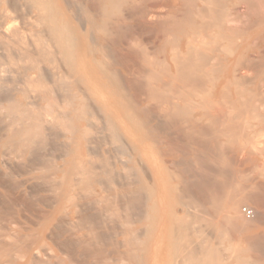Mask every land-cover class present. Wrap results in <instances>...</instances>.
<instances>
[{
  "label": "bare ground",
  "instance_id": "obj_1",
  "mask_svg": "<svg viewBox=\"0 0 264 264\" xmlns=\"http://www.w3.org/2000/svg\"><path fill=\"white\" fill-rule=\"evenodd\" d=\"M238 65L264 79V0H0V264H252Z\"/></svg>",
  "mask_w": 264,
  "mask_h": 264
},
{
  "label": "rangeland",
  "instance_id": "obj_2",
  "mask_svg": "<svg viewBox=\"0 0 264 264\" xmlns=\"http://www.w3.org/2000/svg\"><path fill=\"white\" fill-rule=\"evenodd\" d=\"M242 66V67H241ZM244 68V69H243ZM236 69L238 70L239 69V72H246L245 74H246V76H244V78H243V81H244V83H243V86L244 87H246V90H248L249 88V91L250 92H253V94L254 93H256L257 95H259L260 94V96H264V79H262V78H254L255 77V75L256 74H254L255 73V71L253 72L252 70L250 71V70H246V68L243 66V65H238V66H236ZM249 74L251 75V76H249ZM252 76H254V77H252ZM247 77H248V79H247ZM251 77V78H250ZM247 79V82L245 81V80ZM249 79H252V80H250L249 81ZM254 79V80H253ZM252 81H254V82H252ZM250 82V83H249ZM246 83H249V85L248 84H246ZM251 83H253V84H251ZM257 85V86H256ZM258 86H259V88H258ZM253 87V88H252ZM257 89V90H256ZM255 90L257 91V92H255ZM259 90V91H258ZM259 93V94H258ZM242 117V116H241ZM240 117V118H241ZM250 119H251V117H249ZM233 119H235V118H233ZM232 119V120H233ZM239 119V117L236 119V121H233V122H236L237 124H238V127H239V121L237 122V120ZM242 119H244V120H247L248 118L246 117H242ZM242 119H241V121H242ZM248 120V122H246V121H244V122H246V125L248 126V128H247V126L245 125H243L242 126V123H240V127L242 128V129H240V127L238 128L236 125H235V127H237V128H235L234 127V125H228V126H225V124H224V126H223V123H221V121L219 122V123H217L216 124V129L220 132H222L223 133V136H217L218 138V141H219V143H230V142H228V140H227V136L228 135H234V134H229V133H232V132H234V131H232V129H231V132L230 131H227L228 130V128L230 127V128H235V130H242V133H241V136L239 137V139L240 140H238L237 139V143H242L240 146L241 147H238V146H236L237 148H235V149H231L228 153H227V156H228V159H230V162H228V164L227 163H223L225 166H226V168H225V166H223V164H221V163H219V164H217L216 162H214V164H213V166L215 165V168H216V166H220V167H217V169H219V170H221L222 171V169H224L223 170V172H224V176H225V174H226V172L229 170H231L229 173H228V175L226 174V176L228 177V178H226V176H225V178L224 177H220V178H224V179H226V180H224L226 183H228L229 181V184L230 183H235V180H236V185H237V192L239 193V192H241V193H239V194H241L240 195V199H241V202H240V206H239V211H241L240 209H241V207L242 206H248V207H250L251 209H253V211H254V217H253V219H251V220H249L248 221V219H246L243 215H242V213L240 212V215H241V217L243 218V219H245V220H247V222H251L252 224H253V226H252V232H253V234L254 235H256L257 237H260V240L261 241H264V238H263V236H264V204H262V202L264 203V199H262L263 197L261 196V194H262V178H261V174H262V172L264 171V159L261 157V152L263 151V148H264V126H261V125H259L258 123H257V121L256 120H253V118H252V120ZM232 120H230V122L232 121ZM240 120V119H239ZM242 121V122H243ZM233 122H231V123H233ZM243 122V124H245ZM249 125H248V124ZM235 124V123H234ZM252 124H253V126H252ZM250 125H251V127H250ZM255 125V126H254ZM220 126H222V127H220ZM218 127H220V129L221 130H219V128ZM224 127V128H223ZM228 127V128H227ZM246 127V128H245ZM250 127V128H249ZM213 128V127H212ZM215 128V127H214ZM211 129V128H210ZM224 129V130H223ZM226 130V131H225ZM244 130V131H243ZM261 131V132H260ZM224 132H226V133H228V134H226V133H224ZM244 132V133H243ZM246 132V133H245ZM260 132V133H259ZM236 133H237V131H236ZM251 133L253 134V135H251ZM227 136H226V135ZM237 134H239V131H238V133ZM237 134H235V136L237 137ZM245 134V135H244ZM256 134H258L257 136H256ZM224 135L226 136V137H224ZM201 136V135H200ZM199 136V137H200ZM251 136H253V138L251 137ZM198 136H196V138H197ZM198 137V138H199ZM202 138H203V136H201ZM200 137V138H201ZM237 137V138H238ZM244 137V138H243ZM197 139L198 141L199 140H201V139ZM204 140L206 139V138H203ZM203 139H202V141H203ZM249 139V140H248ZM252 139H254V140H252ZM196 139H195V141H194V143L195 144H189L190 146H187V147H192L191 149L193 150V152L195 153V151L198 153L199 152V150L202 148V143H199L201 146H199V144H198V141H197ZM243 140V141H242ZM247 140V141H246ZM196 141H197V144H196ZM227 141V142H226ZM248 141H250V142H248ZM117 142H119V144H120V141H117ZM201 142V141H200ZM203 142H205V141H203ZM247 144H246V143ZM262 143V144H261ZM118 144V143H117ZM118 144V145H119ZM187 144V143H186ZM254 144V145H253ZM203 145L205 146V144L203 143ZM244 145V146H243ZM246 145V146H245ZM195 147L197 148L196 150H195ZM255 147V148H254ZM198 148H200V149H198ZM248 148H251V149H248ZM228 149H230L229 147H228ZM227 149V150H228ZM258 149V150H257ZM262 149V151L260 152L259 150H261ZM56 151L58 150V149H55ZM195 150V151H194ZM250 150V151H249ZM251 150H255L254 152L252 151L251 152ZM55 151V152H56ZM232 152V153H231ZM248 152V153H247ZM234 153V154H233ZM250 153V154H249ZM234 155V156H233ZM235 156H236V160H238L239 158H240V160H241V162H238V161H236L235 160V162L233 161L232 162V159H235ZM233 157V158H232ZM243 157V158H242ZM244 159V160H242V159ZM217 161V160H216ZM229 161V160H228ZM251 161V162H250ZM176 162H177V164H175V165H173V168H175L174 170L176 171V172H178V173H182L183 171V169H181V168H183L184 166L182 165V164H179L180 162H179V159H176ZM175 162V163H176ZM234 164H232V163ZM240 163V164H239ZM229 164H230V166H229ZM169 165H170V163H169ZM221 166H223V168H221ZM229 166V167H228ZM170 167H171V165H170ZM233 169H232V168ZM172 168V167H171ZM228 168V169H227ZM252 168H254V169H252ZM257 168V169H256ZM260 168H261V170H260ZM181 169V170H180ZM216 169V170H217ZM263 169V170H262ZM255 170V171H254ZM218 171V170H217ZM251 171V172H250ZM222 172V173H223ZM232 172V173H231ZM242 174H241V173ZM233 174V177H230V175H232ZM239 174V176L241 177H237V175ZM244 174V175H243ZM223 175V174H222ZM242 175V176H241ZM245 177V178H244ZM232 178H234L233 179V181L231 182V180H232ZM236 178V179H235ZM253 178V179H252ZM223 180V179H222ZM237 183H239L240 185H238ZM260 184V186H258ZM251 185V186H250ZM229 187H231L232 189H233V187H232V185L231 186H229ZM256 187H257V189H256ZM260 187V188H259ZM230 188V189H231ZM231 189V193H232V190ZM240 189V190H239ZM251 189V190H250ZM259 189V190H258ZM253 190H254V192H253ZM256 191H257V193H256ZM260 191H261V193H260ZM252 192H253V195H249V194H252ZM247 193V194H246ZM255 193V194H254ZM246 197H248V198H244L245 196ZM256 195V196H255ZM258 195V196H257ZM241 196H242V198H241ZM259 196H260V198H259ZM259 198V199H258ZM247 199H249V200H247ZM262 199V200H261ZM251 200V201H250ZM262 202H261V201ZM260 201V202H259ZM4 214V213H3ZM8 216V213H5L3 216ZM2 216V217H3ZM26 218H28L27 216H25ZM67 219L65 218V221H66ZM65 221H64V223H65ZM63 223V224H64ZM65 225V224H64ZM64 225H62V226H64ZM227 226H228V228H227ZM226 226V228L228 229H226L225 228V230H227V232L230 230V232L231 231H234V229L233 228H231V227H229V225H227ZM230 232H228V234L226 233V235H225V232H224V235L226 236V237H228L229 235L231 236V238H225L226 239V244L227 243H229L230 242V240H232L235 236H236V234L238 233L237 231V233L236 232H234V234H229ZM263 235V236H262ZM232 236H233V238H232ZM261 237L263 238V239H261ZM223 238V236H222V238L221 239H224ZM56 240L57 238L55 237H53V240ZM220 239V240H221ZM225 239L223 240V242L222 243H224L225 244ZM63 237L59 240L60 242H58L59 244H61V243H63ZM263 243V242H262ZM40 244H43L44 246L45 245H47V246H43L42 247V245H40L41 246V248H44L43 250H45V248L46 247H48V248H46V249H49V248H55L54 247V243H53V241L51 240V239H46L44 242H42V243H40ZM264 244V243H263ZM40 248V249H41ZM262 249V250H261ZM260 250L258 249L257 251H255V250H249L248 251V253H249V256L250 257H253V258H251V261H252V264L254 263V264H264V258L262 257V256H264V249L263 248H261ZM253 251H255V253L257 254L258 252V255L259 254H261L260 256H257ZM261 252V253H260ZM251 253V254H250ZM253 254V255H252ZM256 255V256H255ZM63 257H64V255H62ZM257 258V257H260L261 258V260H259V261H257L255 258ZM252 259H254L255 261H257V262H255L254 260H252ZM257 259H259V258H257ZM42 261L43 262H45L43 259H42ZM42 264H44V263H42Z\"/></svg>",
  "mask_w": 264,
  "mask_h": 264
},
{
  "label": "built area",
  "instance_id": "obj_3",
  "mask_svg": "<svg viewBox=\"0 0 264 264\" xmlns=\"http://www.w3.org/2000/svg\"><path fill=\"white\" fill-rule=\"evenodd\" d=\"M240 210L244 217L250 218V219L254 217V211L250 207L242 206Z\"/></svg>",
  "mask_w": 264,
  "mask_h": 264
}]
</instances>
